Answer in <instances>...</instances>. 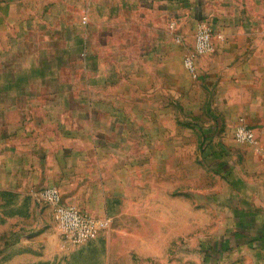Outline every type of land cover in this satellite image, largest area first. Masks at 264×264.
<instances>
[{
  "label": "rangeland",
  "instance_id": "obj_1",
  "mask_svg": "<svg viewBox=\"0 0 264 264\" xmlns=\"http://www.w3.org/2000/svg\"><path fill=\"white\" fill-rule=\"evenodd\" d=\"M237 8L241 24L228 34L249 38L240 51L263 54L264 0H238ZM82 21L69 25V35L91 34ZM200 28L170 29L180 67L171 68L173 79L155 70L156 58L130 57L123 37L108 42L106 31L101 43H53L66 48L64 58L36 59V84L49 73L51 111L60 120L52 126L61 149L57 155L53 148L52 164L60 172L49 184L66 198L79 184L104 180L97 212L109 225L71 244L50 208L34 201L45 185L29 188L25 202L0 200V264H264V231L238 215L250 205L264 209V200L244 203L245 193L264 191V80L260 91L242 89L233 98L194 79L183 58ZM241 125L254 132V143L236 139ZM248 221L264 227L258 216Z\"/></svg>",
  "mask_w": 264,
  "mask_h": 264
},
{
  "label": "crops",
  "instance_id": "obj_2",
  "mask_svg": "<svg viewBox=\"0 0 264 264\" xmlns=\"http://www.w3.org/2000/svg\"><path fill=\"white\" fill-rule=\"evenodd\" d=\"M237 3L238 0H0V200L5 197L14 203L25 202L29 188L58 185L49 184L58 176L53 171L60 172L52 164L53 148L55 154L61 153L60 147H55L58 142L52 143L53 139H60L59 132L55 134L52 129L53 122L60 121L51 111L55 89L49 78L46 81L48 72L42 70V77L45 76L42 84H36L35 80L36 59L67 56L66 48H52L53 43L65 46L73 41L101 43L102 31H106L108 42L123 37L125 44H129L125 51H129L130 57L146 61L156 58L155 70L173 79L171 68L180 67L174 54L178 52L170 41L171 25L175 24L182 34L211 26L221 33L220 40L214 37V52L198 61L199 77L217 90L232 92L236 98L237 91L242 89L260 91L259 84L264 80H260L264 53L240 51L242 40L249 38L228 34L241 24ZM84 18L86 22L82 21ZM81 21L90 26L91 34L69 35V25ZM58 90L61 94L60 87ZM106 185L104 180L87 181L76 186L75 197L67 193L66 198L57 187L64 204H82L86 208L80 207L81 210L99 218L102 214L97 212L100 207L96 196L102 200V195L97 187ZM260 192L245 193L244 203L261 204L264 191ZM81 194L87 198H80ZM241 195L240 191H234L236 199ZM247 208L240 209L238 215L264 231L259 223L248 221L257 216L264 219V209L260 207L261 211L257 212L251 205ZM246 222L243 228L248 229L250 225ZM43 264L51 263L47 260Z\"/></svg>",
  "mask_w": 264,
  "mask_h": 264
},
{
  "label": "built area",
  "instance_id": "obj_3",
  "mask_svg": "<svg viewBox=\"0 0 264 264\" xmlns=\"http://www.w3.org/2000/svg\"><path fill=\"white\" fill-rule=\"evenodd\" d=\"M86 18L83 22H86ZM176 25L171 29L175 31ZM214 32L207 26H201L194 36L191 47L186 49L183 58L184 68L194 79L199 78L198 61L214 51ZM184 38L176 36V43L183 44ZM236 139L245 144L255 141L254 132L246 126H239L235 133ZM36 202L50 208L53 220L62 236L71 244L79 245L91 241L108 229V222L92 214L63 203L59 188L47 187L37 196Z\"/></svg>",
  "mask_w": 264,
  "mask_h": 264
}]
</instances>
